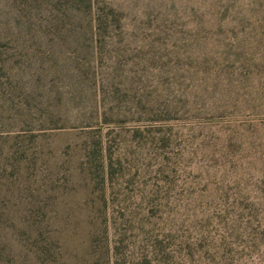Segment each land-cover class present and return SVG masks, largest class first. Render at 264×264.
Wrapping results in <instances>:
<instances>
[{"label":"rangeland","instance_id":"1","mask_svg":"<svg viewBox=\"0 0 264 264\" xmlns=\"http://www.w3.org/2000/svg\"><path fill=\"white\" fill-rule=\"evenodd\" d=\"M0 264H264V0H0Z\"/></svg>","mask_w":264,"mask_h":264}]
</instances>
